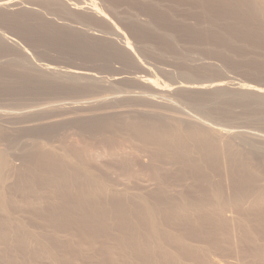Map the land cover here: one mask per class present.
<instances>
[{
	"label": "bare ground",
	"instance_id": "obj_1",
	"mask_svg": "<svg viewBox=\"0 0 264 264\" xmlns=\"http://www.w3.org/2000/svg\"><path fill=\"white\" fill-rule=\"evenodd\" d=\"M77 1L0 0V264H264V84L191 54L264 74V0ZM6 25L124 69L40 63Z\"/></svg>",
	"mask_w": 264,
	"mask_h": 264
},
{
	"label": "rangeland",
	"instance_id": "obj_2",
	"mask_svg": "<svg viewBox=\"0 0 264 264\" xmlns=\"http://www.w3.org/2000/svg\"><path fill=\"white\" fill-rule=\"evenodd\" d=\"M68 1H69V3H70V2H71V3H77V2H78L77 0H74V1H73V0H71V1L68 0ZM72 1H73V2H72ZM100 1H102V0H98L97 2H98L100 5L103 4V6L101 5V8L103 9V11H104L105 9L107 10V11L105 10V14L108 15V18H109V19H112V21L115 20V21H114V23H115V22H116V19H115L114 17H111V16H110V15H111V14H110V11H108V6H109L110 3H109L108 5L105 6L106 3H104L103 1H102V3H101ZM80 2H81V1H80ZM82 3H83V1H82ZM87 3H88V2H87ZM107 3H108V2H107ZM84 5H85V4H84ZM36 6H37V5H36ZM36 6L34 5V6H32V7H33V8L35 7V9L37 8V10H38V7H39L40 5H39L38 7H36ZM40 8H41V7H39V10H42V8H41V9H40ZM109 10H110V9H109ZM45 13H46V18H47V17H50V19H53V18L55 17L54 20H55V22H56L57 24H59V23L62 24V22H63V24H64L65 22H67V24H72V21H71V23H70V21H69V20H66V18H63L62 15L59 16V14H57V15H58V16H57V15H55L56 13H54V12H52V14H50L51 12H45ZM45 13H44V14H45ZM53 13H54V14H53ZM52 16H53V17H52ZM112 16H113V15H112ZM59 17H60V18L62 17V18L60 19ZM85 17H87V16H85ZM110 17H111V18H110ZM48 19H49V18H48ZM56 19H57L58 21H57ZM64 19H65V20H64ZM91 23L93 24L94 22H91ZM99 23H100V22H98V23L95 22V23L93 24V27H92V28L94 29V25L97 26V24H98V25H100V26H98V27L95 28L96 31L99 30L100 28H101L100 30H102V32H107V33H108V31H110V29H108V28L104 25V23H102V22H101L100 24H99ZM101 24H102V25H101ZM116 24L119 25L118 21H117ZM72 25L80 26L79 24L77 25L76 23H73ZM10 26H11V27H10ZM12 26H13V25H6V28H7V29L3 26L4 31H6V33H7V32L9 33V34L7 33V35H9L10 38L13 37V39H15L16 41H20V44H22V46H23L26 50H29V51L31 52V53H30L31 55H32V53H33L32 57H33L34 59H36L38 62H40V60H41V62H43L44 64H46V63H47V64H51V65H52V64H53V65L55 64L54 66L65 67V68H66V67H77V66H78V67H81V68H86V69L95 70V71L98 72L99 74H100V73H101V75L103 74L102 76H107V77H108L109 75H113V74H115V72H116V73H120V72L124 69L123 66H122V65L120 66V64H119L116 60H114V59H113V61H115V62H113L112 60H111V62H110V60H106V62H107L108 64H110V65H107V63H105V60L102 61V59H104V58H102V57H101V60H100V58H99V59H97V61H96V60H95V61H94V60L92 61V60H90V59L88 58V59H89V61H88L87 58H83V57H82V55H81V53H80V50H79V51L77 50V49H79V48L76 47V50H75L74 45H70V44H69V45H70V46H69V45H68L69 42H67L65 39H62V38H61V39H58V40L61 42L62 45L60 44L59 41L57 42V40H56L57 44L59 43L62 47H61L59 44H58V45L54 44V45H55V46H54L53 43H56V42H54V41H51V42L49 41L50 43L47 42V43H48V44H47V43L43 40L45 43H44V42L42 43V42H41L42 39H41V41H40V39L38 38V42H39V43H38L37 40H36V42H37L36 44H38L39 47L42 46L43 44H45V45H43L42 47H40V49L38 48V46L35 47V48L33 49L34 46L32 45L31 42L29 43L30 40H28V39L26 40V37H24V35H23L22 32L20 33V29L18 28V29H19V30H18L17 28H15V26H13V27H12ZM119 26H120V25H119ZM13 28H15V29H13ZM11 29H12L13 31H12ZM107 29H108V30H107ZM15 30H16V31H19V32H16ZM100 30H99V31H100ZM11 31L14 33V35H15V34L17 35V38H15L16 35H15V37L13 36V33H12ZM14 31H15V32H14ZM96 31H95V32H96ZM10 33H11V34H10ZM97 33L99 34V33H101V32H98V31H97ZM109 33H110V32H109ZM20 34H21V36H20ZM22 35H23L24 38H22ZM21 39H22V40H21ZM30 39H31V38H30ZM61 40H62V41L65 40L66 43H65V42H62ZM180 40H181L182 42H183V40H184L185 42H187L188 39H186V38H184V39H183V38H179V41H180ZM24 42H25V43H24ZM185 42H184V43H185ZM18 43H19V42H18ZM40 43H41L42 45H41ZM63 43H64V44H63ZM51 44H52V45H51ZM28 45H29V46H28ZM31 45H32V47H31ZM48 45H51V47L48 46ZM64 45H65V46H64ZM180 45H182V43H180ZM185 45H186V44H185ZM53 46H54V47H53ZM57 46H58V47L60 46L62 50H60V47L58 48ZM63 46H64V47H63ZM66 46H67L68 48H67ZM72 46H73V49H72ZM65 47L67 48V51H66ZM78 47H79V46H78ZM236 47H237V46L232 47V49L234 48V50H235ZM31 48H32V49H31ZM37 48H38V50H37ZM55 48H56V49H55ZM237 48H238V47H237ZM43 49H45V50H43ZM49 49H51V50H49ZM64 49H65V50H64ZM70 49H71V50H70ZM244 49H245V50H248V49H246L245 47H244ZM36 50H37V51H36ZM41 50H43L42 53H41ZM245 50H244V51H243V50L240 51L239 49H237V51H240V52L233 51V50H229V51H233V52H237V53H243V52H245ZM33 51L36 52V53L38 54V56L41 57V58H40V59H39V57L36 58L37 55H35L36 53H34ZM50 51H51V52H50ZM54 51H56L55 53H56L57 55L54 53ZM61 51H62V52H61ZM196 51H197V50H195V52L191 53L192 56H194V57L197 56V57L195 58L196 60H198V58H199V60H200V58H201L202 60L205 58V59H204V61L206 60L205 62H212V61H213V63H214V62H215V63L217 62L216 64H218V65H220V66H224V67L227 66V67L224 69V72H226L227 74L224 73V72H223V73H218L217 71H215V72L213 71V73H212V70H214V69H211V70H210L211 73H210V71L208 72L207 69H206L205 71H207L206 73H207L208 80H211L212 78H213V80H216V79L218 80V79H221V77H222V80H223V79H224L225 81L229 80V82H230L231 79H232L234 82H242V80L244 79L243 82L247 83V81H248L250 78L252 79V78L254 77V79H252V80L250 79V80H251V83H254L255 80L257 81V79L260 78L261 80L258 79V81H257L258 84H259L261 81H262V83L264 84V78H263V77H264V74H261L260 72L258 73L256 70H253L254 65L252 66L251 64H249V65H248L249 67L246 65V68H244V67H245V64H244L243 61H246V62H247V63L245 62L246 64L251 63V62H249L248 59H246V58H245V59L243 58V60H241V59H242V58H241V59H239L240 61H239V60L236 61L237 63H241V64L243 63V64H244V65H243V64H242V65L240 64V65L242 66V68H240V69L242 70V71H241L240 69H238L239 67H241L239 64H237L238 66L236 65V63H234V64L231 63V65H230V64L223 65V64H221L220 61H217V60H219V59H217L218 57H215L214 55H213V56H212V55L210 56L209 53H207V55H206V51H201V49H199V51H197V52H196ZM71 52H72V54H70ZM73 52H74V53H73ZM78 52H79V54H78ZM247 52H248V51H246V53H247ZM39 53H40V54H39ZM48 53H49V55H48ZM59 53H60V54H59ZM62 53H63V54H62ZM195 53H196V54H195ZM44 54H46V55H48V56H47V57H46V56H43ZM66 54H67V55H66ZM193 54H194V55H193ZM40 55H41V56H40ZM63 55H64V56H63ZM77 55H78V56H77ZM200 55H201V56H200ZM8 56H9V57H8ZM54 56H55V57H54ZM65 56H66L67 58H66ZM72 56H73V57H72ZM4 57H5V56H4ZM62 57H63V58H62ZM77 57H78V58L80 57L81 60H79ZM208 57H209L210 59H209ZM8 58H10V55H9V54L6 55V57L3 58V60L8 59ZM45 58H46V59H45ZM52 58H53V59H52ZM59 58H60L61 60H60ZM70 58H71V59H70ZM206 58H207V59H206ZM214 58H215V59H214ZM38 59H39V60H38ZM44 59H45V60H44ZM64 59H65L66 61H65ZM76 59H77V60H76ZM83 59H84V60H83ZM85 59H86V62L88 61L89 63H88V62L86 63V62H85ZM236 59H237V58H236ZM42 60H43V61H42ZM56 60H57V61H56ZM72 60H73L74 62H73ZM78 60H79V61H78ZM55 61H56V62H55ZM62 61H63V62H62ZM81 61H82L83 63H82ZM101 61H102V62H101ZM147 61H148L149 63H151L152 65L154 64V65H153L154 67H155V64H156V68H155V69H157V66H158V68H159V67H164V68H168V69H172V68H174V66H172V64H170V63H165V64H166V65H165V64H164V61H160V62L162 63V65H160V64H161L160 62H155L154 60H152V59H150V58H149V59L147 58V60H145V62H147ZM257 61H258V60H257ZM41 62H40V63H41ZM48 62H49V63H48ZM51 62H53V63H51ZM84 62H85V63H84ZM92 62H94V63L92 64ZM152 62H153V63H152ZM200 62H201V61H200ZM258 62H259V61H258ZM261 62H264V61H260V63H261ZM61 63H62V64H61ZM64 63H65V64H64ZM69 63H70V64H69ZM72 63H73V65H72ZM74 63H75V64H74ZM76 63H77V64L79 63V65H77ZM101 63H102V64H101ZM103 63H105V64L107 65V66H106L107 69H106V67L103 66ZM159 63H160V64H159ZM60 64H61V65H60ZM80 64H81V65H80ZM84 64H85L86 66L88 65L89 67L87 66V67H88V68H87ZM94 64H95V65H94ZM111 64H112V65H111ZM116 64H117V65H116ZM158 64H159V65H158ZM167 64H168V65H167ZM68 65H69V66H68ZM70 65H72V66H70ZM83 65H84V66H83ZM101 65H102V66H101ZM250 65L252 66V69L250 68V67H251ZM98 66H99V67H98ZM114 66H115V67H114ZM153 66H152V68L154 69ZM263 66H264V65H263ZM78 67H77V68H78ZM110 67H112V69H111ZM113 67H114V68H113ZM120 67H121V68H120ZM194 67L196 68V66H194ZM234 67H235V68H234ZM108 68L111 69V70H109ZM115 68L117 69V71H116ZM119 68H120V69H119ZM122 68H123V69H122ZM197 68H198V67H197ZM197 68H196L195 70H193V71H196V72H197V71H198ZM229 68H230V69H229ZM232 68H233V69H232ZM243 68H244V69H243ZM247 68H248V69H247ZM103 69H104V70H103ZM190 69H194L193 66H192V68H190ZM246 69H247V70L250 69V71H251V73H252V74L250 73V76H249V73H245V72H248V71H246ZM100 70H101V72H100ZM107 70H108L109 72H107ZM113 70H114V71H113ZM157 70H158V69H157ZM231 70H232V71H231ZM233 70H235L237 73L234 72ZM103 71H104L105 73H104ZM124 71H125V70H124ZM124 71H123V72H124ZM133 71L136 72L137 70H133ZM154 71H155V73L158 75V78H159V79L161 78V79H160L161 81H164V82L166 81V79H165L161 74H159L158 71H157V72H156V70H154ZM202 71H203V70H201V72H202ZM228 71H229V74H228ZM240 71H241V72H240ZM252 71H254V72L256 71L255 74H254ZM106 72H107L108 74H107ZM111 72H112V74H111ZM137 72H138V71H137ZM198 72H199V71H198ZM198 72H197V73H198ZM201 72H199L198 74H196V75H198L197 77H199V74H200ZM233 72H234V74H233ZM109 73H110V74H109ZM190 73H192V74L195 75V73H193L192 71H191ZM203 73H205V72H202L201 75H203ZM206 73H205V75H206ZM208 73H209L210 75H211V74H215V73H218V74H217V75L215 74L217 77H216L215 75H211V78H210V76H209ZM239 73H240V74H239ZM241 73H244V75H246V76H244V75L241 74ZM256 73H257L258 76H255ZM142 74H143V73H142ZM224 74H225V76H223ZM232 74H233V75H232ZM260 74H261V76H260ZM138 75H139V73H138ZM140 75H141V73H140ZM196 75H195V76H196ZM221 75H222V76H221ZM234 75H235V76H234ZM236 75H238V76L241 75V76L238 77V76H236ZM141 76H143V75H141ZM213 76H215L216 78L213 77ZM226 76H227V77L231 76V77H229L230 79H226V78H227ZM248 76H249V77H248ZM251 76H252V77H251ZM259 76H260V77H259ZM201 77H202L201 80H202V79L204 80V78L207 79L206 76H201ZM225 77H226V78H225ZM233 77H234L235 79H234ZM245 77H247V78H245ZM255 77H256V78H255ZM261 77L263 78V80H262ZM162 78H164L165 80L162 79ZM214 78H215V79H214ZM237 78H238V79H237ZM242 78H243V79H242ZM247 79H248V80H247ZM232 80H231V81H232ZM250 80H249V81H250ZM167 82H168V81H167ZM249 83H250V82H249ZM262 83H260V84L263 86ZM255 84H257V83L255 82ZM260 84H259V85H260ZM125 85H126V84H125ZM125 85H123V87H124ZM261 85H260V86H261ZM126 86H127L128 88H127V87H124V88H126V90H130V91H132V90L134 91V89H135V87H136V86L132 87L133 89L131 90V84H127ZM132 86H133V85H132ZM124 88H119V89L125 90ZM136 88H137V87H136ZM138 89H140V88L135 89V91L138 92V91H139ZM137 90H138V91H137ZM140 91H141V89H140ZM140 91H139V92H140ZM90 92H91V91H90ZM90 92H88V93H90ZM93 92H94V91H92V93H90L92 97H94V96L96 95L95 93H97V92L100 93V91H97V92L95 91V92H94V95H93ZM79 93H80V92H79ZM79 93H78V94H79ZM84 93H85L86 95H85ZM102 93H103V92H101V94H102ZM69 94H71V93H69ZM73 94H74V96H73ZM73 94H71L72 96H71V95L69 96V95L66 93V96H63L64 94L61 93V94H60V97H58V98L56 97V94H55V96H54V94H53V95H52V94H49L48 96L43 95V97H42V96H41V97H40V96H37V97H35V99L31 97V98L33 99V101H32V99H31L32 102H30V99L28 98V102H27V104H28V103H30V104H28V105L35 104L34 102H36V104H40V103L43 104L44 101H45V103H46V100H49L48 102H53L54 100H56V101H60L62 98H63V99L65 98V99H64V101H65L66 99H69V97H70L71 99H73V98L76 99V97H79V98H77V99H85L86 96H88V95H87V92H81L79 95L77 94V92H76V93H73ZM75 94H76L77 96H76ZM81 94H82V97L80 96ZM90 94H89V95H90ZM101 94H97V95H101ZM58 95H59V94H58ZM97 95H96V96H97ZM68 96H69V97H68ZM75 96H76V97H75ZM91 96H88V97L90 98ZM39 97L41 98V100L39 99ZM50 97H51V98H50ZM55 97H56V98H55ZM61 97H62V98H61ZM67 97H68V98H67ZM80 97H81V98H80ZM36 98H37V99H36ZM49 98H50V99H49ZM54 98H55V99H54ZM38 99H39L40 102L38 101ZM43 99H45V100L43 101ZM63 99H62V101H63ZM74 99H73V100H74ZM87 99H88V98H87ZM35 100H36V101H35ZM50 100H51V101H50ZM52 100H53V101H52ZM26 101H27V100H26ZM42 102H43V103H42ZM3 103H5V104L8 103V104L10 105V102H7V103H6V102H3ZM3 103H0V104L4 105ZM11 104H12V103H11ZM12 105H14V104H12ZM12 105H10V106H12ZM24 105H26V104L24 103ZM68 127H69V125H67L66 127L63 126L62 128H63V129H64V128H67V129H68ZM67 129H66V131L70 130V128H69L68 130H67ZM59 131H60V133H61V132L63 133V131H65V129H64V130L60 129ZM60 133H59V134H60Z\"/></svg>",
	"mask_w": 264,
	"mask_h": 264
}]
</instances>
